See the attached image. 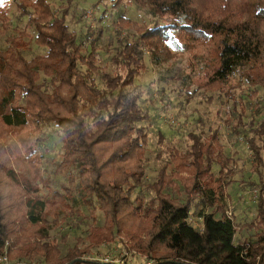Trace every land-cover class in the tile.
<instances>
[{"label":"trees","instance_id":"16d2710c","mask_svg":"<svg viewBox=\"0 0 264 264\" xmlns=\"http://www.w3.org/2000/svg\"><path fill=\"white\" fill-rule=\"evenodd\" d=\"M133 1L167 20L138 24L118 7L113 24L134 32L115 30L111 69L99 61L94 42L84 51L70 28L71 0L59 7L50 0H14L28 16L26 27L35 29L41 51L25 54V29L0 45V253L10 239L15 248L9 255L27 264H264V118L246 128L247 107L231 116L233 132L243 133L253 152L257 175L248 182L258 191L257 215L243 222L227 212L236 161L217 127H209L206 136L203 129L189 131L186 150L168 148L169 161L154 181L145 182L149 135L141 122L150 113L139 104L134 83L145 68L146 51L160 62L174 48L186 54L197 90L226 87L232 93L234 86L247 84L249 96H258L264 88V0ZM83 16L80 12L75 21ZM94 73L103 86L96 85ZM256 111L264 114L261 106ZM50 126L61 131L63 148L51 170L42 167L36 149ZM60 172L69 184L58 185L50 174ZM142 189L152 195L146 199ZM74 190L93 220L97 211L103 220L63 253L49 229L63 211L78 212L71 207ZM193 211L200 225L191 220ZM116 235L121 246L144 254L146 261L85 256Z\"/></svg>","mask_w":264,"mask_h":264},{"label":"rangeland","instance_id":"374dc122","mask_svg":"<svg viewBox=\"0 0 264 264\" xmlns=\"http://www.w3.org/2000/svg\"><path fill=\"white\" fill-rule=\"evenodd\" d=\"M54 7L65 4L67 0H50ZM1 4L7 5V12L2 15L3 9L0 10L1 32L0 45L2 48L7 46V37L9 35H19L20 30H27L24 37L29 43L25 49V54L29 57L33 53L41 51L39 46L35 45L34 28L26 27L27 15H21L16 7L14 0L8 2L0 1ZM3 5V4H2ZM1 7V6H0ZM118 7L125 9V15L138 24L152 25L156 21L167 20L157 14L151 13L146 7H141L133 0H122L117 6L114 0H71L70 13L68 22L71 29L77 35L78 41L83 42V50L89 51L93 41L98 53V59L101 63L110 65L115 68V63L110 60V56L115 53L117 46L116 29L121 34L133 33V27L123 29L113 24V18L117 15ZM82 12L83 17L80 21H75L78 14ZM171 19V18H170ZM186 54L180 53L177 49H171V55L161 54L160 62L152 57L149 52H145V68L136 75L134 83L138 92L139 104L148 110L150 118L141 122L149 135L147 142V160L145 182H152L157 177L159 167L169 161L168 148L175 147L179 151L186 150L190 143L188 132L203 129V136L209 133V127L219 129V139L225 146L228 155H233L235 159L236 174L234 182L229 186L228 208H231L233 216L243 222L252 220L257 215V190L252 189L248 182L257 178L255 171L252 169L253 152L243 133H234L232 129L231 116L233 110H236L237 116L243 110L248 109L244 114L246 128H249V121L255 120L259 123L264 118V114L256 111L258 106L264 111V88L259 89L258 96H249L248 85L244 84L243 88L234 86L232 93L228 88L216 91L197 90L191 84L188 77V70L185 66ZM95 83L103 86L99 74L94 73ZM203 123V124H202ZM162 140L159 141V135ZM37 152L42 155L43 166L51 170L54 166L52 160L60 158L62 152L61 131L56 126H50L46 130L44 140L37 146ZM160 156V157H159ZM170 166H168L169 168ZM217 170V166L214 165ZM52 177L60 182L69 184L67 174L60 172L58 174L50 173ZM138 192L135 189L134 194ZM142 194L148 199L152 194L146 189H142ZM72 209L76 211L65 210L62 212L61 220L57 225H51L49 232L51 238L59 242L63 253L67 248L78 242L77 237L85 235L89 226L93 223L102 222V213L97 211V218L93 220L90 216L89 208L83 204L81 195L74 190V199L71 201ZM194 210V209H193ZM196 212V209H195ZM194 211L191 220L194 224H199L200 217ZM249 231L237 234V239L248 235ZM120 236L116 235L112 243H103L90 250L85 256L90 259H103L111 256L114 259H127L132 263L146 261L144 254L127 251L120 244ZM10 246L6 253L12 262L23 258L11 257L9 253L15 248V244L8 239ZM87 242L79 241L83 246ZM110 245V246H109ZM5 249L1 253H4ZM124 251H127L125 254ZM0 253V254H1ZM29 264V263H28ZM30 264H45L35 260ZM81 264H92L82 262Z\"/></svg>","mask_w":264,"mask_h":264},{"label":"built area","instance_id":"2783aa9c","mask_svg":"<svg viewBox=\"0 0 264 264\" xmlns=\"http://www.w3.org/2000/svg\"><path fill=\"white\" fill-rule=\"evenodd\" d=\"M227 212H228L230 215L233 214L231 208H228V209H227ZM197 225H200V222H199V224H197ZM9 246H10V243H9L8 240H6V241H5V244H4V249H5V251H4V253H1V254H0V264H27L26 262H24V261H22V260H19V261H17V262H12L11 259L8 258L7 253H6V250H7V248H8ZM124 253L126 254L127 251H124ZM113 259H114V258H111V256H110V257H109V256H106V257H104L102 260L107 261V260H113ZM114 260H116V259H114Z\"/></svg>","mask_w":264,"mask_h":264}]
</instances>
